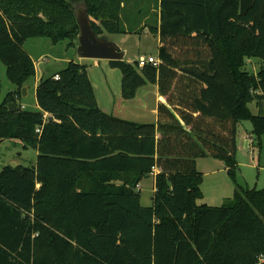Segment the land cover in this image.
I'll list each match as a JSON object with an SVG mask.
<instances>
[{
	"label": "trees",
	"instance_id": "1",
	"mask_svg": "<svg viewBox=\"0 0 264 264\" xmlns=\"http://www.w3.org/2000/svg\"><path fill=\"white\" fill-rule=\"evenodd\" d=\"M239 1L159 0V64L108 61L123 99L154 83L165 97L156 123H136L102 111L73 61L37 84L39 110L17 104L35 76L24 42L75 48L81 2L97 35L123 33L121 0H0V62L15 87L0 102V142L37 152L34 166L0 169V264H264V188L235 181L237 124L251 122L253 146L264 134V0L244 15ZM206 157L234 183L221 206L197 203ZM154 169L143 206L137 186Z\"/></svg>",
	"mask_w": 264,
	"mask_h": 264
},
{
	"label": "crops",
	"instance_id": "2",
	"mask_svg": "<svg viewBox=\"0 0 264 264\" xmlns=\"http://www.w3.org/2000/svg\"><path fill=\"white\" fill-rule=\"evenodd\" d=\"M121 7L119 11V22L121 24V27L124 29L125 33H123V36H120V33H112V34H104L107 36V38L118 45L121 48L122 43L125 42L126 37L128 34H134L138 35L139 40L141 41L142 37H153V41L155 42V47H156V54L152 55L149 54V56L154 57L155 59L159 61L158 58V53H159V46H160V39H159V34L155 33L153 29L159 28L160 25V7H159V0H121ZM131 31V32H130ZM131 38V37H130ZM72 48V47H71ZM75 49V48H74ZM122 50L125 51V56L124 60L130 62V58H127L128 56V48H121ZM75 55H77L76 49L74 51ZM78 60H68L73 61L76 63L81 62V59L78 55ZM84 59V58H83ZM106 64V70H102V75H100V71L97 72L93 71L91 73V68H96L92 67L88 70V77L91 81V83H98L100 88L102 89V100H98L96 92L95 97L97 104L99 108L106 112L114 115L115 117L125 119V120H130L136 123H156L157 121V105L159 102H165V97L161 96L158 91V85L156 83L154 84H147L145 86H142L139 88L135 94V97L129 100H125L121 97V88H120V82H121V75L120 72L119 74L116 73L115 71H112L113 69L109 66V63L107 60H105ZM100 68L104 67V65L100 66L101 63H97ZM250 68L249 71L255 73L257 68H258V63L254 59L247 60V66L246 68ZM110 68V69H109ZM94 70V69H93ZM112 77V81L108 80L107 77ZM29 82V81H28ZM26 83L25 86L27 88L26 95L23 96L21 99L17 100V104L21 106V108L26 109V104L24 103L23 99H25L28 96L29 93V83ZM111 84L113 86L114 92L111 95ZM36 82L34 81V91L36 89ZM15 87L12 85L11 89L9 91H14ZM8 91V92H9ZM255 106L256 113L258 112L259 108ZM34 110L30 111H36L39 110L38 106L35 101V106ZM262 112L264 113V105L262 106ZM255 114V113H254ZM252 141V139H250ZM4 142V141H3ZM14 145H19L21 150L20 152H17L18 156H21L22 151L26 152L23 148V145L20 142L16 141H9ZM247 145V140L243 142L242 146ZM253 148V147H252ZM237 149V146H236ZM32 150V149H31ZM36 155L37 152L33 150V155L31 160L29 161L32 166L35 165L36 163ZM238 155H236V160H237V168H236V176H235V181L237 184L243 186V187H248L247 183H242L239 178L241 176V170L239 169V165H244L248 166L249 168H257L258 169V174L261 169H264V166L260 164V159L259 157L256 156H251V161L249 163H242L238 159ZM210 157L206 158H198L195 160L196 164V169L198 172L202 174V177H205L207 175H213L217 176L216 177V183L212 184L215 186L216 191H217V200L221 201L222 204L223 202L230 198L228 196V190L231 191L233 194L234 190V183H232V187H229L230 181L228 180V175H227V168L224 165V163L220 160L213 159V161H210V163L204 162L203 160H206ZM28 161L27 159H25ZM203 161V162H202ZM157 173V170L154 169L151 175L148 177L144 178L139 182L137 188L138 190L141 191V186L143 183H146L150 185L152 188V191L154 192V182H155V175ZM203 180V179H202ZM118 183V182H116ZM201 188V187H200ZM202 191V189H201ZM152 192V193H153ZM225 193V194H224ZM153 195V194H152ZM202 197L204 198L203 191H202ZM215 198V196H214ZM224 199V200H223ZM152 201V198H151ZM217 203V202H216ZM206 204L208 206H211L213 202L211 200H207ZM221 204V205H222Z\"/></svg>",
	"mask_w": 264,
	"mask_h": 264
},
{
	"label": "rangeland",
	"instance_id": "3",
	"mask_svg": "<svg viewBox=\"0 0 264 264\" xmlns=\"http://www.w3.org/2000/svg\"><path fill=\"white\" fill-rule=\"evenodd\" d=\"M131 32V31H130ZM125 33V32H123ZM120 33V36H123ZM131 37V38H130ZM153 37H142L141 41L138 38V35L128 34L124 43H122L121 48H128V57L130 58V62L138 61L140 59H146L149 54L155 55L156 54V47L155 42L152 40ZM23 50L30 56L32 61L34 62L35 68V76L29 80V93L28 96L23 99L24 103L26 104V108L28 110H34L35 106V91H34V81L36 84L40 82L42 78L50 77L54 73L58 72L59 70L66 67L68 60L74 59L75 61L78 60L77 55H75L74 48L69 47L68 41L65 40L63 42H59L57 44H53L51 40L47 37H37L31 38L24 42ZM97 63H101L100 66L104 65V67L100 68ZM105 60H95V59H81L80 64L85 67L86 72L88 74V70L91 68V73L93 71L99 72L102 75V70H106ZM94 69V70H93ZM110 69V68H109ZM113 69V68H112ZM250 68L247 67V70ZM119 74L117 69H113ZM107 77V76H106ZM108 80L112 81V77H107ZM93 90L96 92L98 100H102V92L101 88L98 83H91ZM37 86V85H36ZM12 84L9 82L6 76V68L3 63L0 62V102L3 100L4 96L8 93L11 89ZM111 95L114 92L113 86L111 84ZM254 102L250 103L248 106L253 113H256V109L254 106ZM252 125L251 122L248 120H243L237 124L236 130V155L239 154L238 159L244 164L249 163L251 161V156L259 157L260 164L264 166V134L261 137V146L256 147L252 145ZM247 140V145L242 146L243 142ZM253 147V148H252ZM20 146L14 145L9 141L0 142V169L5 165H10L14 163L15 166L22 165V166H32L29 162L33 155V150L28 149L26 152L22 151L21 156L17 155V152H20ZM27 159L28 161H26ZM204 162L210 163L213 161L212 158H208L203 160ZM202 161V162H203ZM239 169L241 170V176L239 180L242 183H247L249 188H257L261 189L264 188V169H261L258 174L257 168H249L248 166L239 165ZM216 177L213 175H207L203 177L201 183V189L203 191L204 198L201 197L197 200L198 204L206 203V201L211 200L213 204L211 206H221L222 202L218 201L217 191L215 186L212 184L216 183ZM230 181L229 187H232V181L228 177ZM139 189V188H138ZM152 188L150 185L143 183L141 186L140 191V202L143 206H150L152 204ZM228 196L232 195L231 191H227ZM225 194V193H224ZM215 196V198H214ZM224 200V199H223ZM217 202V203H216ZM209 205V204H208Z\"/></svg>",
	"mask_w": 264,
	"mask_h": 264
},
{
	"label": "water",
	"instance_id": "4",
	"mask_svg": "<svg viewBox=\"0 0 264 264\" xmlns=\"http://www.w3.org/2000/svg\"><path fill=\"white\" fill-rule=\"evenodd\" d=\"M254 0H240L239 14L244 15L252 6ZM74 15L79 28V34L76 40V52L80 58L95 60H123L125 51L118 45L110 41L105 35H97L91 25V19L85 3L81 2L74 5ZM27 88H22V95H26ZM8 109L14 111L15 103H8ZM12 167L14 163L10 164ZM173 221V219H170Z\"/></svg>",
	"mask_w": 264,
	"mask_h": 264
},
{
	"label": "built area",
	"instance_id": "5",
	"mask_svg": "<svg viewBox=\"0 0 264 264\" xmlns=\"http://www.w3.org/2000/svg\"><path fill=\"white\" fill-rule=\"evenodd\" d=\"M137 62H138L137 63L138 67H142V66H144L145 64H148V63H150V64H152L154 66L159 64L158 60L155 59L154 57H151V56L147 57L146 59H140ZM54 79H58V75H55ZM36 131L39 132V129H37ZM260 261H262V259H260Z\"/></svg>",
	"mask_w": 264,
	"mask_h": 264
}]
</instances>
